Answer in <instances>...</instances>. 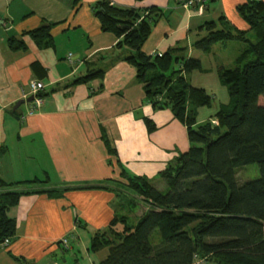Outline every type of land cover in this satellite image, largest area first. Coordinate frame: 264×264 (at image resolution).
Here are the masks:
<instances>
[{
	"label": "crops",
	"instance_id": "0c3cea01",
	"mask_svg": "<svg viewBox=\"0 0 264 264\" xmlns=\"http://www.w3.org/2000/svg\"><path fill=\"white\" fill-rule=\"evenodd\" d=\"M110 1L149 15L153 27L143 46L148 54L186 47L189 56L202 60L205 70H195L189 78L193 85L211 93L214 102L199 108V122L211 118L221 104L228 102L227 87L219 78V68L226 61L216 57L215 48L204 53L195 49L194 43L207 33L202 27L206 21L223 15L237 28L248 30L249 25L237 10L246 0H208L203 15L186 10L180 0ZM96 2L0 0L3 179L13 182L49 176L51 185L41 183L43 186L34 189L78 186L107 178L120 180L118 159L131 173L155 182L166 165L189 148L187 127L170 109H156L147 100L136 68L123 59L131 50L117 47L120 39L101 29L94 12ZM44 22L55 23L54 44L42 47L27 31ZM218 27H222L221 23ZM10 37L22 39L26 47H11ZM92 64L106 69L104 77L74 82ZM32 79L43 81L48 95L37 112L27 114L31 101L15 106L30 93ZM145 117L155 122L154 131L148 130ZM105 134L115 146L117 157L108 152ZM115 198L114 192L89 188L71 189L61 197L47 193L22 195L19 204L9 211L17 219L18 230L15 239L0 252V264H20L9 252L34 264H80L72 241L82 243L86 239L81 229L91 230L90 242L96 231L105 229L119 206ZM73 232L75 237L72 235L70 246L65 248L59 242ZM90 242L84 249L91 258ZM65 251L70 256H65ZM97 253H101L100 260L107 254L106 250Z\"/></svg>",
	"mask_w": 264,
	"mask_h": 264
},
{
	"label": "trees",
	"instance_id": "16d2710c",
	"mask_svg": "<svg viewBox=\"0 0 264 264\" xmlns=\"http://www.w3.org/2000/svg\"><path fill=\"white\" fill-rule=\"evenodd\" d=\"M237 10L248 30L237 28L223 15L206 21L202 27L207 33L194 43L195 49L204 53H211L217 43L231 40L248 44L234 60V67L219 68L228 102L221 104L211 118L199 122V108L211 106L214 99L189 78L191 72L205 70L202 60L189 56L186 47L148 54L143 46L153 27L149 15L110 0H97L94 12L101 29L120 39L117 47L131 50L123 59L136 68L147 100L156 109L173 112L187 127L190 146L159 173L165 189H159L147 176L131 173L118 159L120 180L107 178L78 186L34 189L48 182L49 176L13 182L0 176V252L8 247L4 245L6 239L11 243L16 237L17 219L9 211L19 204L22 195L61 197L71 189L89 188L114 192L120 198L119 205L123 204V194L134 192L147 206H142L137 223L117 208L108 226L94 233L89 251L107 253L94 264H196L197 259L208 264H264V104L260 103L264 96V0H246ZM220 23L222 27H218ZM54 25L44 22L27 34L38 45L51 46ZM250 31L255 40L249 37ZM9 43L15 49L26 47L15 37H10ZM94 66L74 82L102 79L106 69ZM41 95L48 93L43 90ZM144 121L150 132L157 128L151 118ZM103 139L110 155L117 157L107 134ZM252 164L258 165L259 176L241 181L239 172ZM131 202L138 204L135 199ZM9 255L20 264H34Z\"/></svg>",
	"mask_w": 264,
	"mask_h": 264
},
{
	"label": "rangeland",
	"instance_id": "374dc122",
	"mask_svg": "<svg viewBox=\"0 0 264 264\" xmlns=\"http://www.w3.org/2000/svg\"><path fill=\"white\" fill-rule=\"evenodd\" d=\"M180 3H181V1H180ZM181 6L184 7L186 10H191L192 12H194V14H198V15H203L206 12V9L201 13L196 8L185 7L183 3H181ZM249 37L252 40H255V35H254L253 31H250ZM226 44H224V43L215 44V47H214L215 48L214 49L215 55L217 58L224 59L226 61V62H224L225 66L234 67V64H235L234 60L239 55V53L241 51H243L248 46V44L245 42L236 41V40L228 41V43H226ZM94 67H102V66L97 65ZM213 102L214 101H212V103ZM260 103L264 104V96L261 97ZM258 176H259V169H258L257 164H252V165L247 166L244 170L242 169L238 174V177L241 181L256 178ZM153 182H154V180H153ZM46 183H48V182H46ZM46 183H43V185ZM154 183L159 189H165V183H164L163 179L160 178L159 176H158V179H156V181ZM41 185L42 184L40 183V184H37L36 186H41ZM47 185H51V184L48 183ZM102 190H106V189H102ZM106 191H110V190H106ZM110 192H112V191H110ZM122 198H123V204H120L118 206V211L122 214L129 215L132 222L137 223L138 220L140 219V215L143 213V210H144V208H142V206H144V207H147V206H145L144 201L140 199L141 197H139V199L135 197L134 192H131L130 195L128 194L127 196L125 194H123ZM115 199H116L115 203L119 202V200H120V198H117V197ZM132 199H135L138 204L134 205V203L131 202ZM90 231L91 230H88V229L87 230L81 229V232L83 233L84 237L86 238V239H84V237L82 236V239H84V241H82V243H80L76 239L73 240V238L75 237V234H74L75 232L69 234V235H71L70 240H73L72 244L76 246L75 252L79 256L80 264H92L93 260L98 262L101 258V253H91L92 257L90 258L84 249V246L89 245V242H90L89 237L90 236H88V235H90ZM93 233L94 232H92V235H93ZM72 235H74V237ZM88 250H89V248H88ZM65 256H67V257L70 256V252L67 251L65 253ZM196 264H208V261L206 260L205 262H202L200 259H197Z\"/></svg>",
	"mask_w": 264,
	"mask_h": 264
},
{
	"label": "built area",
	"instance_id": "2783aa9c",
	"mask_svg": "<svg viewBox=\"0 0 264 264\" xmlns=\"http://www.w3.org/2000/svg\"><path fill=\"white\" fill-rule=\"evenodd\" d=\"M180 1L181 3L184 4L185 7L196 8L201 13L206 9L208 3V0H180ZM29 87H30V93L25 94L24 98L27 99L28 95L33 96V100L30 102L31 107L27 112V114H33L37 112L43 105V101L45 97L42 96L41 94L45 88V84L43 81L39 79H32L29 82ZM24 118L25 115H22V119ZM214 122L217 123L218 121L215 120ZM70 239H71V235H66L61 239V243L64 245L65 248H68L70 246ZM9 244H10L9 239H6L4 245L7 246Z\"/></svg>",
	"mask_w": 264,
	"mask_h": 264
},
{
	"label": "water",
	"instance_id": "95a60500",
	"mask_svg": "<svg viewBox=\"0 0 264 264\" xmlns=\"http://www.w3.org/2000/svg\"><path fill=\"white\" fill-rule=\"evenodd\" d=\"M33 100V96L27 98V99H22L19 102H17L15 108H18L21 104L25 103V102H30Z\"/></svg>",
	"mask_w": 264,
	"mask_h": 264
}]
</instances>
